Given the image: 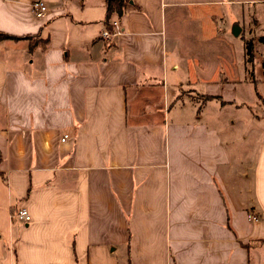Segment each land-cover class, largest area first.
<instances>
[{"label": "crops", "instance_id": "0c3cea01", "mask_svg": "<svg viewBox=\"0 0 264 264\" xmlns=\"http://www.w3.org/2000/svg\"><path fill=\"white\" fill-rule=\"evenodd\" d=\"M33 1L0 0V264H264V74L223 18L264 0Z\"/></svg>", "mask_w": 264, "mask_h": 264}, {"label": "rangeland", "instance_id": "374dc122", "mask_svg": "<svg viewBox=\"0 0 264 264\" xmlns=\"http://www.w3.org/2000/svg\"><path fill=\"white\" fill-rule=\"evenodd\" d=\"M228 11V10H226ZM224 22L226 28L232 27L234 23H237V21H240V24L243 25L244 29V34L247 40H252L253 41V50H252V64L250 67L253 68V77L256 78H261V72L262 75L264 74V41H262L261 37L264 36V4H256L253 6L252 4L250 7L245 8L244 10H237L235 9L232 12H226L224 14ZM228 29V31H230ZM227 30V29H226ZM232 41L238 40V36L235 38L231 37ZM239 45H236V56H238L240 53H242L243 47L242 43H238ZM250 71V70H249ZM250 73V72H249ZM249 84V83H248ZM239 91L242 92V97H245V100L248 101V95H244V91H249L251 92V95H253L252 91V84L249 85H239ZM194 95L193 97H195ZM196 98H199L196 96ZM200 101H203L200 99ZM252 102V101H251ZM251 102H246L247 105L251 106L252 109L257 108L253 103ZM249 114L248 109L243 108L241 111H239V115H245Z\"/></svg>", "mask_w": 264, "mask_h": 264}, {"label": "trees", "instance_id": "16d2710c", "mask_svg": "<svg viewBox=\"0 0 264 264\" xmlns=\"http://www.w3.org/2000/svg\"><path fill=\"white\" fill-rule=\"evenodd\" d=\"M127 1H129V0H106L105 7H106L107 15H109L111 13H115V12L118 15H120L123 12L124 4ZM107 28L109 29V26ZM16 38H19V37H17V36L15 37V36L9 35L7 33L0 32V40L1 39L16 40ZM261 39H262V41H264V38L261 37ZM242 41H243V47H244V55H243L244 62L250 66L253 63L252 62V50H253L252 43L245 40L244 38H242ZM251 68L252 67H250V69ZM251 73L252 72H250V75H251ZM209 98H214V97L207 95V96H203L202 100H207Z\"/></svg>", "mask_w": 264, "mask_h": 264}, {"label": "built area", "instance_id": "2783aa9c", "mask_svg": "<svg viewBox=\"0 0 264 264\" xmlns=\"http://www.w3.org/2000/svg\"><path fill=\"white\" fill-rule=\"evenodd\" d=\"M31 9L33 10L35 17L38 19H44L48 13V10H49L46 2H44L42 0L33 1L31 4ZM101 35L106 38V37H108L109 32L107 30H103V31H101ZM67 137H68V135L64 134L61 141H64ZM16 216H17V218H20L21 220H24L26 222H29L31 220V217L28 213V210L25 207L19 208L16 211Z\"/></svg>", "mask_w": 264, "mask_h": 264}, {"label": "water", "instance_id": "95a60500", "mask_svg": "<svg viewBox=\"0 0 264 264\" xmlns=\"http://www.w3.org/2000/svg\"><path fill=\"white\" fill-rule=\"evenodd\" d=\"M238 31H239V27H238V24L237 23H234L231 27V33L235 36L238 34Z\"/></svg>", "mask_w": 264, "mask_h": 264}]
</instances>
